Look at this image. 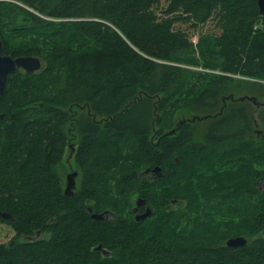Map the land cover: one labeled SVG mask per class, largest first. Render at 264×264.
I'll return each mask as SVG.
<instances>
[{"label": "trees", "instance_id": "1", "mask_svg": "<svg viewBox=\"0 0 264 264\" xmlns=\"http://www.w3.org/2000/svg\"><path fill=\"white\" fill-rule=\"evenodd\" d=\"M261 23L257 0H0L5 53L42 60L0 95V212L14 218L0 221L27 238L0 244V264H264V139L246 140L251 104L229 101L200 141L191 122L163 131L190 103L218 114L231 74H264ZM76 104L71 195L59 168ZM157 165L160 177L144 173ZM133 189L152 216L124 215L115 193ZM105 210L115 216H91ZM39 230L50 237L31 240ZM239 235L245 246L226 245Z\"/></svg>", "mask_w": 264, "mask_h": 264}, {"label": "rangeland", "instance_id": "2", "mask_svg": "<svg viewBox=\"0 0 264 264\" xmlns=\"http://www.w3.org/2000/svg\"><path fill=\"white\" fill-rule=\"evenodd\" d=\"M6 35V33H4ZM189 69L192 71L197 72H212L211 70L204 68L202 66H190L187 65ZM222 94L229 95L233 93L235 96H241L244 94H250V95H256L259 97L260 100L264 101V74L257 77H250L245 76L242 74H231V79L227 83L226 87L222 90ZM161 96H165V94H162ZM71 111L73 112L72 120L71 122L66 125L64 128L68 134L69 143L66 147L63 162L60 165V173L64 177L65 185L66 186V180H67V174L69 172H72L74 170H79L76 162V151L80 144L82 135L78 130L77 121L80 113L84 109V105L76 104L71 106ZM254 112V125L251 129V131L247 134L246 140L251 141H262L264 139V107H256L251 108ZM195 115H201L199 114L194 108L193 105L187 104L185 106H182L179 108L173 117V125L171 127L165 128L163 131L168 132L171 129H174L180 125V122L183 120H190ZM202 116V115H201ZM99 120V118H98ZM193 124L194 132H195V139L200 141L202 139V134L204 131V127H207L209 125L208 120L205 121H198L191 122ZM161 126L156 124L155 131L150 135V138L152 141L156 142L159 138L158 131L160 130ZM76 146V150L72 152V147L69 145ZM259 169H264V166L259 165ZM149 176H153V174H150ZM78 184L80 182V174L77 179ZM260 187L264 190V178L260 179L259 182ZM116 198L119 199V205L120 207L127 205L128 208H124L125 212L124 215L128 216L129 214H133L132 211L134 210L136 206V198L138 197V190L133 189L132 192H130L126 197L122 196L120 193H115ZM186 203L184 202L182 206H184ZM167 209L168 208H178L179 204L173 200L169 203L166 202ZM169 210V209H168ZM133 217L135 218V214H133ZM264 234V233H263ZM261 235V234H260ZM50 233L48 232H42L40 235V238H49ZM26 237L16 238V230L12 225H10L7 222L0 221V244H6L10 245L15 240L24 241L26 240Z\"/></svg>", "mask_w": 264, "mask_h": 264}, {"label": "water", "instance_id": "3", "mask_svg": "<svg viewBox=\"0 0 264 264\" xmlns=\"http://www.w3.org/2000/svg\"><path fill=\"white\" fill-rule=\"evenodd\" d=\"M257 4L260 10V13L262 15V23L261 27L264 31V0H257ZM42 68V60L39 56L35 55H23V56H17L14 57L10 54H6L4 51V44L2 37L0 35V95L3 93V91L6 88L8 77L10 74L15 72L17 69H24L27 73H33L38 71ZM223 106L221 107V110L218 114H208V115H195L192 119L186 120L188 122H195L198 121H205L211 117H215L223 112L225 107L227 106V102L233 101V102H241V101H252L256 104H259L258 99L256 96L251 95H241V96H235L233 93L229 95L223 96ZM6 116V112L0 111V121H2ZM181 123V122H180ZM177 131V128L171 129L170 131L166 132L164 135H173ZM144 173H151L155 177H160L163 175L162 166H155V167H149L144 171ZM79 175V171L75 170L72 172H69L67 174V180H66V186H65V193L73 195L75 188L77 186V176ZM146 205V199L139 196L136 198V206L135 210L142 208ZM90 211L93 210V208H89ZM110 211L105 210L103 212H92V217L96 220H104L111 217ZM153 214V209L150 206H146V209L144 212L136 215V220L141 221L144 220ZM0 215L2 218L7 220H14L13 216L8 211H2L0 212ZM42 231L39 230L34 237H30L31 240H35L40 238ZM249 242V239L244 235L234 236L230 237L226 241V245L229 247H241L245 246ZM97 249H103L102 244H99ZM104 252H107L106 249H104Z\"/></svg>", "mask_w": 264, "mask_h": 264}, {"label": "flooded vegetation", "instance_id": "4", "mask_svg": "<svg viewBox=\"0 0 264 264\" xmlns=\"http://www.w3.org/2000/svg\"><path fill=\"white\" fill-rule=\"evenodd\" d=\"M244 95H250V94H244ZM251 96H256V95H251ZM257 97V99H258V102H260L259 104H256V103H254V102H252V101H244V102H248V103H250L251 104V107L252 108H255V106L256 107H264V101L263 100H260L259 99V97L258 96H256ZM241 102H243V101H241ZM227 105H228V102H227ZM252 112H253V110H252ZM253 114H254V112H253ZM254 119V118H253ZM185 123H188V121H186V120H183L181 123H180V125L179 126H182L183 124H185ZM250 132V131H249ZM248 132V133H249ZM247 133V134H248ZM69 146H71L72 147V152H74L75 150H76V146H75V144L74 145H69ZM75 171V170H74ZM77 179H78V176H77ZM145 209H146V207H142V208H140V209H137V210H135V208H134V210L132 211V213L133 214H135V218H136V215L137 214H140V213H142V212H144L145 211ZM111 216H115L114 215V213L113 214H111Z\"/></svg>", "mask_w": 264, "mask_h": 264}, {"label": "crops", "instance_id": "5", "mask_svg": "<svg viewBox=\"0 0 264 264\" xmlns=\"http://www.w3.org/2000/svg\"><path fill=\"white\" fill-rule=\"evenodd\" d=\"M78 177H79V175H78Z\"/></svg>", "mask_w": 264, "mask_h": 264}, {"label": "bare ground", "instance_id": "6", "mask_svg": "<svg viewBox=\"0 0 264 264\" xmlns=\"http://www.w3.org/2000/svg\"><path fill=\"white\" fill-rule=\"evenodd\" d=\"M4 120V119H3Z\"/></svg>", "mask_w": 264, "mask_h": 264}]
</instances>
